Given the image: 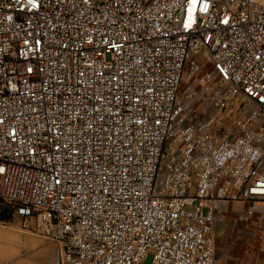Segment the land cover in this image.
<instances>
[{"label": "built area", "instance_id": "obj_1", "mask_svg": "<svg viewBox=\"0 0 264 264\" xmlns=\"http://www.w3.org/2000/svg\"><path fill=\"white\" fill-rule=\"evenodd\" d=\"M33 2L0 0V199L61 264H216L264 201V0Z\"/></svg>", "mask_w": 264, "mask_h": 264}, {"label": "rangeland", "instance_id": "obj_2", "mask_svg": "<svg viewBox=\"0 0 264 264\" xmlns=\"http://www.w3.org/2000/svg\"><path fill=\"white\" fill-rule=\"evenodd\" d=\"M169 160L164 156L161 164ZM225 218L218 222L213 233L215 250L226 244H247L258 237L242 231L263 230L264 221L253 219L241 221L238 218L237 204L230 203L226 207ZM220 228L226 230L220 236ZM56 231L53 223H48L35 217H23L7 202L0 199V264H53L60 262L61 246L51 239ZM242 235V236H241ZM219 248V249H220ZM149 256L140 264H150Z\"/></svg>", "mask_w": 264, "mask_h": 264}, {"label": "crops", "instance_id": "obj_3", "mask_svg": "<svg viewBox=\"0 0 264 264\" xmlns=\"http://www.w3.org/2000/svg\"><path fill=\"white\" fill-rule=\"evenodd\" d=\"M233 202H227L228 204ZM239 210L245 209L246 203L244 201L235 202ZM257 211L252 216L253 219L264 221V201L257 203ZM218 235L220 236L226 230L220 228ZM244 233L252 234V237H258V240H253L249 245L247 244H226L216 251V264H264V229L242 231ZM242 236V235H241ZM220 248V249H219ZM53 264H58L54 262Z\"/></svg>", "mask_w": 264, "mask_h": 264}, {"label": "clouds", "instance_id": "obj_4", "mask_svg": "<svg viewBox=\"0 0 264 264\" xmlns=\"http://www.w3.org/2000/svg\"><path fill=\"white\" fill-rule=\"evenodd\" d=\"M31 3H33V7H35L36 5H35V3L33 2V0H32V2Z\"/></svg>", "mask_w": 264, "mask_h": 264}, {"label": "snow or ice", "instance_id": "obj_5", "mask_svg": "<svg viewBox=\"0 0 264 264\" xmlns=\"http://www.w3.org/2000/svg\"><path fill=\"white\" fill-rule=\"evenodd\" d=\"M29 2L31 3L32 2V0H29ZM206 7V6H205ZM186 26H190V25H186Z\"/></svg>", "mask_w": 264, "mask_h": 264}, {"label": "water", "instance_id": "obj_6", "mask_svg": "<svg viewBox=\"0 0 264 264\" xmlns=\"http://www.w3.org/2000/svg\"><path fill=\"white\" fill-rule=\"evenodd\" d=\"M58 264H61L60 262Z\"/></svg>", "mask_w": 264, "mask_h": 264}]
</instances>
